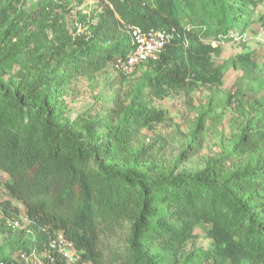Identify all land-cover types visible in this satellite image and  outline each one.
<instances>
[{
    "label": "trees",
    "instance_id": "obj_1",
    "mask_svg": "<svg viewBox=\"0 0 264 264\" xmlns=\"http://www.w3.org/2000/svg\"><path fill=\"white\" fill-rule=\"evenodd\" d=\"M262 1L96 0L90 17L82 13L75 21L89 35L75 34V28L68 34L54 19L49 32L56 41L46 30L26 32L41 10L28 13L11 0L0 6V172L27 220L21 228L11 201L0 202L5 234L0 264H19V254L32 251L43 264H66L48 247L57 232L81 252L85 264H264V154L255 157L264 145V97L248 101L249 114L231 149L199 170L155 168L129 152L143 128L164 118L163 110L147 106L146 97L164 98L196 84L217 89L226 69L239 71L240 82L264 81V67L251 51L243 49L214 66L212 55L220 45L203 40L248 29ZM126 25L175 28L176 34L156 60L140 65L145 70L126 102L118 104L113 122L67 119L60 87L125 57L133 49ZM23 32L30 37L26 50ZM234 98L230 91L223 99L210 96L192 136L206 117L214 125L219 121L211 104L226 107ZM237 150L248 151L250 160L225 168ZM13 220L18 227L11 226ZM126 226L123 246L109 245ZM198 227L207 228L208 246L187 248Z\"/></svg>",
    "mask_w": 264,
    "mask_h": 264
},
{
    "label": "rangeland",
    "instance_id": "obj_2",
    "mask_svg": "<svg viewBox=\"0 0 264 264\" xmlns=\"http://www.w3.org/2000/svg\"><path fill=\"white\" fill-rule=\"evenodd\" d=\"M8 0H0V6L6 4ZM19 10H41L37 14V19L33 20L29 33L37 30H46L49 37H56L53 32H49V24L52 20L60 21L64 24L68 34L85 32L84 26H75L79 14L86 13L90 17L91 10L94 9L96 0H11ZM45 6V8H43ZM264 9H255L251 15L252 24L244 30V42H235L231 39L221 43L220 51L217 55H212L214 66H218L227 57L239 53L243 49L251 51L256 62L264 67ZM44 12L43 14H41ZM47 16V17H45ZM87 17V18H88ZM36 18V17H35ZM42 18V19H41ZM96 20L95 18H91ZM6 25V23H5ZM234 29V28H233ZM22 33L21 43L29 41L28 34ZM16 40V37H13ZM212 36L204 37V40L212 39ZM23 45L22 50L27 49ZM16 70V69H15ZM145 70V65L140 66L136 73L129 78H122L118 72L113 71L109 65L101 72L92 76H77L65 86L60 87L62 93L60 99L63 100L66 109V118L73 120L82 117H102L106 121L113 122L114 111L122 101L126 102L131 94L133 86L136 84L138 76ZM7 77V76H6ZM240 72L235 69H226L223 72L221 84L217 89L213 86L196 84L181 90L173 91L164 98H149L147 106L164 111V118L160 122H154L149 128H143L138 135L130 142L129 152L131 155L139 154V161L160 169H174L176 171H195L204 167L208 162L222 156L229 151L231 144L236 140L241 132V127L249 114L248 101L262 99L264 97V81L248 82L239 81ZM5 78V77H4ZM14 82L18 78L11 77ZM7 80V78H6ZM230 91L235 93V98L226 107H216L211 104V108L219 113V121L214 125L211 118L206 117L203 126L192 136L191 131L195 127L199 113L206 108L208 98L212 96L214 100L225 98V94ZM238 92V94H237ZM213 94V95H212ZM146 148L141 151V148ZM182 150H186L180 155ZM264 154V145L255 157ZM232 159L224 161V167L231 169L244 165L250 160L248 151L237 150L232 154ZM179 158V160H178ZM177 162V163H176ZM176 167V168H175ZM7 175L0 172V202L10 200L12 205L20 214L21 228L25 227L27 220L23 216V206L18 200L10 197L5 189ZM207 228L198 227L194 231V237L189 242L187 248L207 247ZM127 236V226L117 235L110 237L109 245L121 248ZM5 240V234L0 231V243Z\"/></svg>",
    "mask_w": 264,
    "mask_h": 264
},
{
    "label": "built area",
    "instance_id": "obj_3",
    "mask_svg": "<svg viewBox=\"0 0 264 264\" xmlns=\"http://www.w3.org/2000/svg\"><path fill=\"white\" fill-rule=\"evenodd\" d=\"M256 9H264V0L257 4ZM262 13H264V10H262ZM95 22L96 20H91L92 24ZM77 26L81 27L82 25L78 24ZM84 28V33L89 35L87 27ZM192 28L193 26H187L186 30ZM202 29H204V27H202ZM124 31L129 35L133 49L128 52L125 57H114L108 62V65L113 71L125 76L133 75L135 70L141 64L148 62L149 60H156L176 34L175 28H171L169 31L154 28L144 30L138 25H126ZM245 38V33L230 30L227 33L218 34L215 39L211 40V44H221L227 39L240 42L245 40ZM187 44V39H184L183 46L185 48L187 47ZM10 223L13 228L19 226L18 220H13ZM48 247L59 254L66 264H85L82 261L81 252L77 250L61 232H57L52 238H50ZM18 261L19 264H43L41 256L34 251L22 252L19 254Z\"/></svg>",
    "mask_w": 264,
    "mask_h": 264
},
{
    "label": "clouds",
    "instance_id": "obj_4",
    "mask_svg": "<svg viewBox=\"0 0 264 264\" xmlns=\"http://www.w3.org/2000/svg\"><path fill=\"white\" fill-rule=\"evenodd\" d=\"M230 30H233V31H238V32H240V33H243L244 32V30H239V29H230ZM230 30H228V31H230ZM227 31V32H228ZM227 32H225V33H227ZM213 39H215V38H212V39H210V40H204V41H206V42H210L211 43V40H213ZM229 39H227L226 41H228ZM241 42H244V41H241ZM239 43V42H238ZM212 45V44H211ZM217 45H221V44H217ZM217 45H212V46H217Z\"/></svg>",
    "mask_w": 264,
    "mask_h": 264
}]
</instances>
